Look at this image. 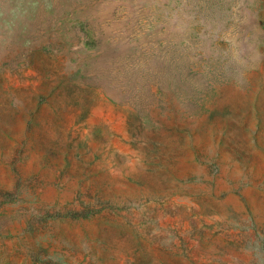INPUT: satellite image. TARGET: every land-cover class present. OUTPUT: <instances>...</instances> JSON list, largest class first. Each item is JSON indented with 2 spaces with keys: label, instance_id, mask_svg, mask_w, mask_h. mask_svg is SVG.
Masks as SVG:
<instances>
[{
  "label": "rangeland",
  "instance_id": "1",
  "mask_svg": "<svg viewBox=\"0 0 264 264\" xmlns=\"http://www.w3.org/2000/svg\"><path fill=\"white\" fill-rule=\"evenodd\" d=\"M0 264H264V0H0Z\"/></svg>",
  "mask_w": 264,
  "mask_h": 264
}]
</instances>
